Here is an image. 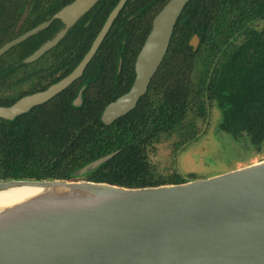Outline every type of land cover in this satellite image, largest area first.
<instances>
[{
    "label": "trees",
    "instance_id": "1",
    "mask_svg": "<svg viewBox=\"0 0 264 264\" xmlns=\"http://www.w3.org/2000/svg\"><path fill=\"white\" fill-rule=\"evenodd\" d=\"M44 1L29 0L26 5L22 0H0V20L10 23L25 15L28 29L49 19L64 4L52 0L43 11ZM166 1L142 0L149 5L147 19ZM16 35L1 32L0 46ZM194 35L199 38L197 47L190 43ZM108 41L102 43L84 74L56 96L14 119L0 117V179H88L141 187L199 178L177 169L163 173L150 153L172 135L177 137L174 149L181 148L200 133L215 107L221 111L223 132L247 137L258 147L264 145V0H190L147 92L134 109L110 124L102 120V113L129 90L138 54L107 52ZM25 44L0 56V106L48 88L79 61L63 59L56 65L50 58L46 75L39 61L28 71L22 62L29 54ZM82 87V101L75 104ZM198 118L202 119L199 127ZM113 152L97 167L79 173Z\"/></svg>",
    "mask_w": 264,
    "mask_h": 264
},
{
    "label": "water",
    "instance_id": "2",
    "mask_svg": "<svg viewBox=\"0 0 264 264\" xmlns=\"http://www.w3.org/2000/svg\"><path fill=\"white\" fill-rule=\"evenodd\" d=\"M96 1L76 0L54 17L70 25ZM189 1L169 0L155 16L137 55L131 88L102 113L106 124L134 109L147 92ZM125 2L120 0L71 73L45 90L0 106V117L14 119L81 77ZM47 24L5 44L0 56ZM63 33L28 61L40 57ZM190 43L197 47L198 36ZM82 92L75 104L81 103ZM114 154L87 164L79 173ZM22 187L36 191L0 206V264H264V159L214 176L141 187L88 179H0V193Z\"/></svg>",
    "mask_w": 264,
    "mask_h": 264
},
{
    "label": "flooded vegetation",
    "instance_id": "3",
    "mask_svg": "<svg viewBox=\"0 0 264 264\" xmlns=\"http://www.w3.org/2000/svg\"><path fill=\"white\" fill-rule=\"evenodd\" d=\"M75 1L76 0H55L54 1L55 3H58V2L61 4L64 3L62 7L58 11H56L49 19L46 18V19L41 20L40 23L34 25L32 28L25 29V27L29 23V21L27 22V20H25V15L20 17L18 20H12L10 23L0 20V33L6 32V34L9 36L12 34H18L14 38L10 39L9 41L1 45L0 48L3 47L5 44L11 42L12 40L21 37L22 35L26 34L30 30L36 28L37 26H40L43 23L48 22V24L45 25L43 29L38 30L33 35H30L29 37L21 40L18 43L13 44L12 46L8 48V50H10L12 47L16 45H19L20 43L23 44L24 42H26V44L24 45L26 48L25 52L29 54L23 59L22 62L25 63L23 67H25L28 71H30L31 68L37 67L35 66L36 64L35 61H39L38 67H40L41 69H44V74L46 75V69L48 65L50 64L49 63L50 58H51L52 64H56V65H61L63 59L65 60L73 59L72 62L78 59L79 61L77 60L78 63L76 64V67H77L78 64L84 59L85 55L91 49L95 39L97 38L101 30L103 29L104 25L106 24L107 20L110 17L111 12L119 4L120 0H117L116 2L114 0H97L94 4L91 5V7L85 13L81 14L70 25H68L64 20L54 17L56 13H58L65 7L73 4ZM168 1L169 0H167L165 4ZM22 2H24L26 5H29V0H22ZM44 2L45 4H42L43 5L42 9L43 11H46L47 5H51L53 1L45 0ZM127 2L128 0H126V2L122 6L118 14L116 15V17L113 19L106 35L104 36L102 42L98 46L96 53L99 51L102 43L106 40V38H109L108 46L106 48L107 52L117 53V54H126V53L139 54L140 50L142 49L144 45V43H142V38H143L146 28H149V23H151L149 32L151 31L155 16L161 11V9L165 5L164 4L160 8V10L157 13H155L151 18L148 17L147 19V14H149V10H148L149 5L142 4V0H139V1L131 0V3L128 5H127ZM25 8L26 10H29V6ZM5 26L8 27L9 29L6 30ZM21 30H23V32ZM63 31H64L63 35H61L59 40L53 46L49 47L37 59L28 61V58L30 57V55H32L40 47L45 45L48 41L53 40ZM149 32L146 34V38ZM96 53L94 54V56L96 55ZM93 57L91 58V60L93 59ZM52 58H54L55 61H52L53 60ZM136 59H135L134 66H133L134 71H135ZM91 60L88 62L86 68L90 64ZM52 64L50 66H52ZM68 65H71V64L68 63L65 66L69 67ZM122 66H123V60L120 57L119 62H118L119 72L121 71ZM135 76H136V72H135ZM135 76H134V79H135ZM81 89H84V87H82Z\"/></svg>",
    "mask_w": 264,
    "mask_h": 264
},
{
    "label": "rangeland",
    "instance_id": "4",
    "mask_svg": "<svg viewBox=\"0 0 264 264\" xmlns=\"http://www.w3.org/2000/svg\"><path fill=\"white\" fill-rule=\"evenodd\" d=\"M200 133L175 150V135L166 136L151 151V160L163 173L175 169L182 174L194 172L199 178L231 171L264 159V145H253L247 137L235 138L223 132L219 123L221 111L215 107ZM198 127L202 119H196ZM190 124L189 121L187 123Z\"/></svg>",
    "mask_w": 264,
    "mask_h": 264
},
{
    "label": "bare ground",
    "instance_id": "5",
    "mask_svg": "<svg viewBox=\"0 0 264 264\" xmlns=\"http://www.w3.org/2000/svg\"><path fill=\"white\" fill-rule=\"evenodd\" d=\"M36 189L29 187H22L14 190H10L7 192L0 193V206L20 201L25 197L34 193Z\"/></svg>",
    "mask_w": 264,
    "mask_h": 264
}]
</instances>
